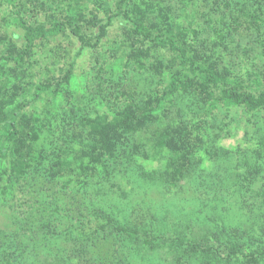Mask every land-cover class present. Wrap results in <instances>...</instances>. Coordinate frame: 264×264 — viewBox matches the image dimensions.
<instances>
[{
	"label": "rangeland",
	"instance_id": "1",
	"mask_svg": "<svg viewBox=\"0 0 264 264\" xmlns=\"http://www.w3.org/2000/svg\"><path fill=\"white\" fill-rule=\"evenodd\" d=\"M8 1L0 55L19 49L13 17L50 24L72 14L89 24L113 8L107 0ZM124 10L152 30H172L239 90L264 91V0H128ZM127 29L114 20L55 96L22 111L35 139L27 165L13 154L0 162V264H264V108L213 105L194 83L133 124L115 157L74 161L93 144L82 118L113 120L128 97L153 103L177 70L149 44L145 54H125ZM78 50L67 32L39 42L22 66L0 61V101L59 80ZM163 133L169 141L159 144Z\"/></svg>",
	"mask_w": 264,
	"mask_h": 264
},
{
	"label": "trees",
	"instance_id": "2",
	"mask_svg": "<svg viewBox=\"0 0 264 264\" xmlns=\"http://www.w3.org/2000/svg\"><path fill=\"white\" fill-rule=\"evenodd\" d=\"M62 1L64 2V4L61 2L62 6H64L67 1L84 5L90 0ZM126 1L128 0H107L104 3L112 4L113 8L106 14L105 20L98 21L95 19L89 24H83L79 18L72 16V14L66 15L64 10L59 14L65 15L50 24L30 23L23 18H12L20 31V46L16 52L0 55V61L22 66L39 42H47L59 35H65L67 32L79 43V50L59 80L53 83L31 84L27 91L18 98L10 97L0 101V162L13 160L12 157L14 156L19 167L22 168L23 165H27L35 135L33 131L26 129V125L21 120L22 111L35 104L44 95L55 96L60 91L61 86L71 78L75 59L80 56L81 51L98 48L102 40L106 38L114 20L126 22L129 37L133 40V43L128 45L129 51H127V45L121 47L125 54H145L149 47L144 48L142 44H149L167 53L177 70L170 80V85L161 91V95L155 96L153 103L143 98L137 104L138 102H135L133 98L128 97L126 99L127 105L124 104L126 106L121 111L122 114L119 117L114 115L113 120L103 117L82 118L80 120L81 126L93 138V144L86 151H77L76 156L74 155L75 162L102 163L104 161L102 158L114 156L117 139L129 132L133 124L139 126L141 122L156 117L164 109L172 94L188 92L187 90L194 83L198 85V91L213 105L222 102L235 106H245L249 110L264 108V91L252 94L239 90L214 65L200 63L194 55L189 54L187 48L179 42L172 30L165 28L152 30L146 26L142 17L133 16L124 10ZM10 5L8 0H0V11L3 7L6 8ZM137 12L138 14L141 13L139 8H137ZM15 141L20 145V151L17 154L14 153L15 147H13ZM166 141H169V134H161L158 143L166 144ZM11 154H13L12 157ZM64 159L63 162L61 161L62 167H70L69 165L72 163L68 162V157ZM235 245L239 247L237 244ZM260 246L254 247L253 251H259Z\"/></svg>",
	"mask_w": 264,
	"mask_h": 264
}]
</instances>
